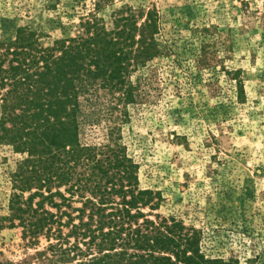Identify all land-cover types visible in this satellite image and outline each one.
Wrapping results in <instances>:
<instances>
[{
  "label": "rangeland",
  "instance_id": "374dc122",
  "mask_svg": "<svg viewBox=\"0 0 264 264\" xmlns=\"http://www.w3.org/2000/svg\"><path fill=\"white\" fill-rule=\"evenodd\" d=\"M149 10L159 55L127 76L128 103L101 87L82 99L80 142H115L157 203L142 212L195 230L205 258L264 264V0H0V39L26 28L46 45L89 15L110 28ZM22 157L0 146V218ZM47 244L2 228L0 263L48 264Z\"/></svg>",
  "mask_w": 264,
  "mask_h": 264
},
{
  "label": "trees",
  "instance_id": "16d2710c",
  "mask_svg": "<svg viewBox=\"0 0 264 264\" xmlns=\"http://www.w3.org/2000/svg\"><path fill=\"white\" fill-rule=\"evenodd\" d=\"M78 28L46 45L26 28L0 39V146L23 156L0 230L20 228L34 246L44 238L48 264H226L202 255L195 230L142 212L157 203L115 142H80L82 99L101 87L128 103L127 76L159 55L156 12L140 24L118 15L110 28L89 15Z\"/></svg>",
  "mask_w": 264,
  "mask_h": 264
}]
</instances>
